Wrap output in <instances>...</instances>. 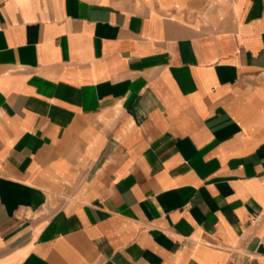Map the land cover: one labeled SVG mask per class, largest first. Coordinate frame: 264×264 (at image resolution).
Masks as SVG:
<instances>
[{"label": "crops", "instance_id": "0c3cea01", "mask_svg": "<svg viewBox=\"0 0 264 264\" xmlns=\"http://www.w3.org/2000/svg\"><path fill=\"white\" fill-rule=\"evenodd\" d=\"M0 0V264H264V0Z\"/></svg>", "mask_w": 264, "mask_h": 264}, {"label": "rangeland", "instance_id": "374dc122", "mask_svg": "<svg viewBox=\"0 0 264 264\" xmlns=\"http://www.w3.org/2000/svg\"><path fill=\"white\" fill-rule=\"evenodd\" d=\"M213 2H214L213 0H205V3L213 4ZM218 2H220V0Z\"/></svg>", "mask_w": 264, "mask_h": 264}]
</instances>
